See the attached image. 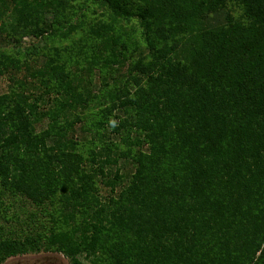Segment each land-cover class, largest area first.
<instances>
[{
	"label": "trees",
	"instance_id": "trees-1",
	"mask_svg": "<svg viewBox=\"0 0 264 264\" xmlns=\"http://www.w3.org/2000/svg\"><path fill=\"white\" fill-rule=\"evenodd\" d=\"M0 36V263L264 264V0H0Z\"/></svg>",
	"mask_w": 264,
	"mask_h": 264
},
{
	"label": "rangeland",
	"instance_id": "rangeland-1",
	"mask_svg": "<svg viewBox=\"0 0 264 264\" xmlns=\"http://www.w3.org/2000/svg\"><path fill=\"white\" fill-rule=\"evenodd\" d=\"M36 38L24 36L20 40V44L26 46ZM3 38L0 36V44L3 43ZM6 89V80L0 77V93ZM0 264H69L68 259L61 253L52 251L30 252L20 255H14L6 258Z\"/></svg>",
	"mask_w": 264,
	"mask_h": 264
}]
</instances>
